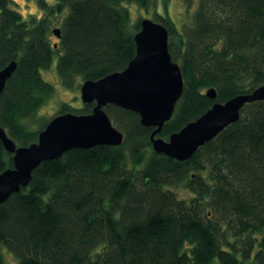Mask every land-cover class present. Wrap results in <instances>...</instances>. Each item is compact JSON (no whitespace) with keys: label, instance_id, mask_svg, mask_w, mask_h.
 <instances>
[{"label":"trees","instance_id":"16d2710c","mask_svg":"<svg viewBox=\"0 0 264 264\" xmlns=\"http://www.w3.org/2000/svg\"><path fill=\"white\" fill-rule=\"evenodd\" d=\"M54 2L46 12L38 1L44 18L24 19L13 0H0V69L16 61L0 94V126L17 146L35 142L47 123L30 127L52 92L43 73L53 66L71 87L122 70L135 54L140 21L131 22L127 5L147 9L154 0ZM183 4L180 29L166 10L155 15L184 79L157 135L163 139L214 102L264 85V0ZM62 11L58 43H51L47 15ZM210 87L214 100L204 94ZM91 107L62 103L57 114ZM104 109L124 133L122 145L72 149L41 162L28 185L0 203V264L2 248L16 264H264V100L244 105L235 123L185 161L152 151L151 129L137 114ZM11 167L0 141V172ZM180 188L189 195L179 197Z\"/></svg>","mask_w":264,"mask_h":264},{"label":"water","instance_id":"95a60500","mask_svg":"<svg viewBox=\"0 0 264 264\" xmlns=\"http://www.w3.org/2000/svg\"><path fill=\"white\" fill-rule=\"evenodd\" d=\"M52 34L59 37L60 29L53 28ZM133 39L135 54L122 70L81 83L79 97L83 104H92L89 113L54 115L39 131L37 140L27 146H17L0 126L1 144L11 154L12 161L11 168L0 172V203L26 187L32 171L43 161L56 160L72 149L122 145L124 133L107 115L104 109L107 105L137 114L139 123L151 129L152 151L185 161L228 125L235 123L244 105L264 100V85H261L225 102H214L167 139L158 137L183 93L184 79L180 65L168 51V31L164 25L142 18ZM15 68L16 61L13 60L0 69V94ZM204 94L210 100L216 98L213 87L206 89Z\"/></svg>","mask_w":264,"mask_h":264},{"label":"rangeland","instance_id":"374dc122","mask_svg":"<svg viewBox=\"0 0 264 264\" xmlns=\"http://www.w3.org/2000/svg\"><path fill=\"white\" fill-rule=\"evenodd\" d=\"M14 8L20 13L22 18H27L30 15L34 14L36 16L45 17L44 12L42 11L38 1L44 2L47 5V8L44 11H48L50 7L54 5V0H13ZM130 10V20L134 22L136 20H141L142 18H148L155 20V15L163 16L164 11H167L168 17L173 22L174 26L177 29H180L183 21L187 18L185 15V6L183 0H169L166 4L163 0H154L153 4L150 5L147 9H142L137 7L134 4L127 5ZM165 6V7H164ZM195 2L190 7V9L195 8ZM65 15V11H62L57 15H47L48 29L50 31V42L58 43L56 36L52 34L53 28H60L62 19ZM173 28V27H172ZM172 30V29H170ZM172 32V31H171ZM172 35V36H171ZM170 35V42L172 44V53L176 54L175 51L178 49L179 42L177 40V34L174 32ZM174 61L178 62L177 59ZM44 79L51 84L52 92L51 94L44 99L43 104L37 111V116L30 121V127L36 128V122H45L48 121L51 117L56 115L59 111V107L62 103H68L73 109H82L85 104H83L79 97V87L82 83L79 79H76L71 87H64L56 73L55 68L52 66L51 69L43 73ZM205 173L202 172V175ZM189 195L187 191L183 188L178 189V196H187ZM264 235V232H263ZM2 264H16V259L9 253L7 250L2 248Z\"/></svg>","mask_w":264,"mask_h":264}]
</instances>
